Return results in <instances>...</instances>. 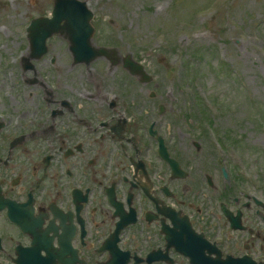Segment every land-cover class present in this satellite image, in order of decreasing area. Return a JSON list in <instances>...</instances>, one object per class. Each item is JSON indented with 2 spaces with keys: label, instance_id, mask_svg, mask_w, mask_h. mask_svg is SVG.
Instances as JSON below:
<instances>
[{
  "label": "flooded vegetation",
  "instance_id": "obj_1",
  "mask_svg": "<svg viewBox=\"0 0 264 264\" xmlns=\"http://www.w3.org/2000/svg\"><path fill=\"white\" fill-rule=\"evenodd\" d=\"M60 36L67 56L28 44L0 70V264H264V171L215 121L190 129L171 64L80 62Z\"/></svg>",
  "mask_w": 264,
  "mask_h": 264
},
{
  "label": "rangeland",
  "instance_id": "obj_2",
  "mask_svg": "<svg viewBox=\"0 0 264 264\" xmlns=\"http://www.w3.org/2000/svg\"><path fill=\"white\" fill-rule=\"evenodd\" d=\"M91 6L96 43L120 46L123 54L139 55L152 67L159 58L170 59L178 73L173 97L182 104L186 96L194 106L190 129L203 130L204 120L215 121L220 134L232 135L254 177L263 175L264 0H92ZM51 8L52 0H0V70L7 81L10 74L4 67L14 66L13 79L22 72L14 58L27 55V25ZM49 43L59 55H68L62 37L55 35ZM103 66H97L101 72ZM82 80L79 76L75 86ZM186 144L192 154V141Z\"/></svg>",
  "mask_w": 264,
  "mask_h": 264
},
{
  "label": "water",
  "instance_id": "obj_3",
  "mask_svg": "<svg viewBox=\"0 0 264 264\" xmlns=\"http://www.w3.org/2000/svg\"><path fill=\"white\" fill-rule=\"evenodd\" d=\"M92 19L93 12L85 2L55 0L52 16L36 18L28 28L32 56L43 55L46 52L47 39L54 34H62L69 39L73 55L81 62L90 63L97 57L115 54L113 49L96 47L93 44L95 28Z\"/></svg>",
  "mask_w": 264,
  "mask_h": 264
}]
</instances>
